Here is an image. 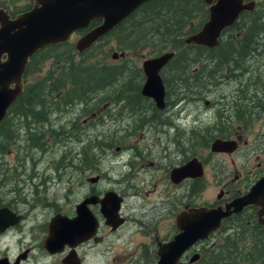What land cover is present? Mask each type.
I'll return each mask as SVG.
<instances>
[{
	"label": "flooded vegetation",
	"instance_id": "af4514ba",
	"mask_svg": "<svg viewBox=\"0 0 264 264\" xmlns=\"http://www.w3.org/2000/svg\"><path fill=\"white\" fill-rule=\"evenodd\" d=\"M49 1L0 0V20L6 17L8 21H14L27 13L36 14L42 5ZM51 2L62 5V0H51ZM154 2L155 0H148L141 3L119 25L145 24L147 17L143 15L147 7ZM242 3L250 4L252 10L240 13L236 22L255 19L260 25L257 33L251 38V44L254 45L252 56L256 58L260 49L261 54L258 56L260 59L261 56L264 57V0H242ZM204 11L207 15L205 8ZM38 20L39 18H33L31 23ZM100 23H102L101 19H91L87 28L72 32L64 43L61 41L37 49L27 59L21 92L22 95L25 87H29L28 116L22 127L25 128L26 136L31 137L34 134L40 138L38 146L30 144V148L38 149L43 153L47 151L49 141L53 144H60L65 140L75 142V145L80 147L78 166L74 169L76 177L80 176V178L76 179L83 180L79 185L89 184L91 188L83 193L70 211H60L54 202L48 203L46 200L45 203L34 205L35 202L26 197L19 198L20 194L12 191L11 188L5 189L13 178V172L9 176L3 172L0 164V264H156L159 260L158 248L170 241L177 233L175 219L180 212L200 207L208 209L223 207L224 204L244 195L264 173V162L239 172L235 170L232 162L228 168L222 161H208L212 155L225 154L209 151V154L204 155L203 152L209 150L211 143L203 136L204 133L195 134L192 141H189V137L186 142L187 147L183 148L185 138L177 133L170 119L175 115L173 109L179 103V98L184 99L186 93L191 94L188 98L194 102V90L184 91L178 87V79L175 78L177 74L167 71L171 59L158 73L164 89V98L162 107L156 108L152 99L141 95L145 80L141 64L146 60L141 50L145 49L132 48L119 54L114 52L112 56L116 55L113 60L117 64L105 67L98 64V58L95 57L105 56L106 51L100 49V43L110 37L112 31L88 48L82 51L77 49V43L84 35ZM236 36L239 37L240 33ZM158 55L152 53L151 58ZM67 57L76 58L81 68L89 69L88 71L78 69L81 72H95L98 67L105 69L108 75L105 81H102L100 88L96 80L87 81L88 76L83 80L82 85L68 84L70 86L68 89L62 88V67L67 69L79 66L70 65L73 61L67 60ZM188 68L190 70L191 67ZM176 69L178 70V67ZM26 72L30 78L28 82L24 80L27 76ZM193 72L195 73L194 70ZM165 73L170 81L164 84ZM257 77L260 78L259 73ZM56 78H59V90L54 94L55 96L41 97L42 89L55 87ZM241 84L239 83L240 96L247 89ZM175 87L181 91L179 96L174 92ZM69 89L74 96H62V92H70ZM169 92L173 97L168 96ZM17 101L18 99L11 106L14 107ZM258 101H264V89L261 90ZM212 105L204 102V106ZM217 105L221 113L226 112L221 104ZM62 117L67 118L68 127L65 130L61 125ZM255 117L257 122L261 121L259 128L262 132L252 136L249 142L250 151L264 152V118L260 119L258 112L255 113ZM19 119L23 121L22 118ZM76 121H79L78 125ZM224 123L228 122L225 120ZM241 127L234 130L231 136L216 139L234 141L236 150L233 153H236L243 133ZM30 131L32 133H29ZM133 136H140L141 140L144 139L147 143L124 145V139ZM49 137L52 139H47ZM91 150L96 154H92ZM123 151L126 152V158L118 160L112 157V163H108L110 170L106 174H101L100 165L108 159L109 154L116 152L119 156ZM179 151H187L185 157L180 159ZM190 160L198 163L199 175L180 182L172 181L170 177L172 170ZM115 168L117 173L112 172ZM230 169L231 178H229ZM107 174L113 175L108 181L109 187L99 191L96 185L104 178L107 179ZM35 175L32 176L30 173L27 177H35ZM141 175L144 177L143 180L138 178ZM211 180L213 185H216L217 192L215 195L210 193L206 196ZM141 184H147L149 187L145 189L146 193H140L138 190L137 187H141ZM108 193L111 195L105 202L103 200ZM147 194L154 195L155 201H149V205H142L137 211L130 206L127 209L130 215L122 212L128 201L138 199L142 202L141 195ZM86 198L95 200L93 205L87 207L95 217L96 228L85 241L67 245L62 242L61 232L57 234L49 232V223L56 216L74 218L75 207ZM102 209L113 210L112 223H108L102 215ZM254 211V208H245L241 215H238L239 221H242L241 225L233 224L237 216H230L221 221L220 228L210 233L207 240L198 241L186 250L178 264H197L199 260L204 264H264V233L256 225ZM251 225L257 227L255 234L249 231ZM235 234L239 238L235 242V258L227 260L212 255L223 249L225 244H230L228 240ZM63 236H67L66 232ZM193 254H197L198 259L188 263Z\"/></svg>",
	"mask_w": 264,
	"mask_h": 264
},
{
	"label": "water",
	"instance_id": "95a60500",
	"mask_svg": "<svg viewBox=\"0 0 264 264\" xmlns=\"http://www.w3.org/2000/svg\"><path fill=\"white\" fill-rule=\"evenodd\" d=\"M148 0H62V5L44 3L38 13L24 14L14 21L6 17L0 20V122L5 118L7 110L21 95L22 77L27 59L39 48L45 45L64 43L74 32L88 27L91 19H101L102 23L84 35L77 43V49L82 51L92 43L112 31L138 5ZM206 9V19L199 29L183 39V43L208 50L217 47L218 42L227 28L232 27L238 15L244 11L250 12V4L242 0H201ZM33 18H39L31 23ZM173 52L146 59L141 64L145 77L141 95L152 99L156 108H161L164 89L159 71L173 57ZM4 58L3 60H1ZM236 150L234 141L215 139L209 145L210 153L230 155ZM200 167L195 160L172 170V181L180 182L198 176ZM91 181V180H90ZM106 194L104 200L109 199ZM93 198H86L75 207V217H53L49 223V232H61L62 242L67 245L85 241L96 228L95 217L88 209L93 205ZM104 202V203H105ZM255 209V221L264 233V173L253 183L248 191L223 207L193 208L180 212L175 219L177 233L158 248L159 260L156 264H178L182 254L198 241L207 240L210 233L220 228L221 221L232 215L241 214L245 208ZM103 208V207H102ZM102 215L108 223H112L113 210L102 209ZM66 232L67 236L63 234ZM198 259L193 254L188 260L193 263Z\"/></svg>",
	"mask_w": 264,
	"mask_h": 264
},
{
	"label": "rangeland",
	"instance_id": "374dc122",
	"mask_svg": "<svg viewBox=\"0 0 264 264\" xmlns=\"http://www.w3.org/2000/svg\"><path fill=\"white\" fill-rule=\"evenodd\" d=\"M150 21L151 20H147L146 23L149 24ZM120 36L121 35L118 33L111 34L110 37L105 38L100 43V49H104L106 52L105 56L95 57L98 58V64L103 65L104 67L117 64L113 60L116 55L112 56V54L114 52L119 54L120 52L127 50L125 49V47L120 48L122 46H118L119 43L117 42V39ZM142 48L145 49L141 50V54L145 57V59L151 58V53L154 52V49L151 48V46L147 45L143 46ZM166 51H169V49H167ZM259 52L260 55V49ZM259 55H257L256 58H254V56H250L251 58L247 59L248 61L246 62V66L249 67V73H244L239 78V81H217V85L215 87L210 86L206 89V94H202L203 98H201L200 101H190L188 98L190 96L188 94H186L184 99L183 97L179 98V103L173 109L175 115L172 116L170 120L177 133L179 135H183V137L185 138V141L182 144L183 148L187 147L186 142L189 137V141H192L195 134H199V132L204 133L203 136H205L206 138H208V135L211 133L220 134L222 136L225 135L224 137H226L228 135L231 136L234 130L239 128V126H242L241 128L243 133L241 136V142L237 146L236 153L230 155H212L210 156V158H208V161H222L228 168L230 167V163L232 162L235 170L239 172H244L246 171L245 169L253 168L257 163L264 162V152L252 153L250 151L249 144V142L252 140V136L255 133L262 132V130H260L259 128V123L261 121L257 122L255 113L258 112L260 119L264 118V111H262L261 109V107L264 108V101L258 102L261 97V90L264 89V57L261 56V58L259 59ZM103 57L105 58L103 59ZM67 60L73 61L72 64H70L72 66L80 64L79 61L74 57H67ZM62 62H64L63 57ZM244 63L245 61H242L241 65L244 66ZM202 64L203 62H200L196 65L194 64L190 66L191 72L193 73V70L202 68ZM63 69L64 68L62 67V70ZM68 69H82L85 71L89 70L81 68V65L77 67H69ZM255 72L259 73L260 78L258 79L260 81L256 80V84H252L251 80L255 78ZM163 77H166V73L163 75ZM24 80L26 82L30 80L28 75L24 78ZM65 81L66 78L64 76L62 84L63 87H67L68 89V87L70 86L68 85V82ZM239 83H242V86L247 87V89L242 92L241 98L239 94ZM54 85L59 88V81L56 80ZM69 91L70 92L67 93L70 95L72 90L69 89ZM174 92L176 96H179L181 94V91L177 90V87L174 88ZM202 92L205 91L203 90ZM67 93L62 92V96H66ZM168 96L173 97L170 92ZM244 96H246V99H244ZM250 98H252V100ZM204 102H208L213 105L204 106ZM217 104H221V106L225 108L226 112L221 113L218 110L219 107ZM258 104H260L261 106ZM257 106L260 107L257 109ZM235 110H246L249 112V114L243 117L244 120L237 119L234 112ZM225 120L228 122L227 124L224 123ZM66 121L67 118L62 117L61 125L64 130L68 127ZM243 121H245V123ZM239 123H241V125ZM76 124L78 125L79 121H76ZM23 125H25L24 121L20 120L18 117H15V119L13 120V141H11L4 147L3 155L0 154V164L3 167V172H6L9 176L10 173L13 172V178H11V181L5 189L8 190L9 188H11L12 191L18 192L20 194V196H18L19 198L26 197L34 201V205H37L38 203H45L46 200L48 201V203L54 202L57 208L60 209V211H70L73 205L82 197L83 193L87 192V190L91 188L89 184L79 185V182H82L83 180L81 181L76 179L80 178V176L76 177V171L74 170L78 166L80 147L78 145H75V142H70L68 140L64 141L66 142L65 145H63L64 142L60 144H53L52 141H49L47 143V151L41 153V151L38 149L30 148L29 140L25 142L26 137L29 138L30 135L26 136L25 128L22 127ZM246 131H248V133H246ZM29 133H32V131H30ZM32 136L36 135L33 134L31 135V137ZM47 139L52 138L49 137ZM243 142L246 143L243 144ZM145 143H147L146 140H141L140 136H133L124 139V145H141ZM186 152L179 151L180 159L182 157H185ZM91 153L94 155L96 154L94 150H91ZM203 154H209V150L206 149ZM112 157H115L118 160L120 158L124 160L126 158V152H121L119 156L116 152H111L108 159L103 161L100 165L99 170L101 174H106L110 170L111 167L108 163H112ZM33 172L37 173V175H35ZM112 172L117 173L116 168L113 169ZM30 173L32 176L35 175V177H27L30 175ZM112 176L113 175L111 174H107V179L104 178L102 182L96 185L97 189L99 191L106 190L109 187L108 181ZM231 176L232 174L230 169L229 178H231ZM138 178H140L141 180L144 179L143 175H141L140 177L138 176ZM215 186L216 185H213V182L211 180V184L206 190V196L208 194L210 195V193L214 195L216 194L217 190ZM137 188L140 193H146L147 190L145 191V189H149L147 184H141V187ZM121 191L123 192V190ZM35 192L36 194H34ZM214 195L211 196V200L213 199ZM141 198L143 199L142 202L138 199L128 201L124 206L122 212L124 214L130 215V213L127 212V209L130 206L133 207V210L137 211L139 208H141L142 205H149V201H155L154 195H141ZM36 213L41 214L39 211H36ZM42 215L43 217H45L44 213H42Z\"/></svg>",
	"mask_w": 264,
	"mask_h": 264
},
{
	"label": "trees",
	"instance_id": "16d2710c",
	"mask_svg": "<svg viewBox=\"0 0 264 264\" xmlns=\"http://www.w3.org/2000/svg\"><path fill=\"white\" fill-rule=\"evenodd\" d=\"M143 16L147 17V20H151L149 24H120L111 32L112 34L118 33L121 35L117 39L118 46H122L120 48L125 47V49L142 48L146 45L151 46L154 49L153 55L161 54L167 49L173 51L174 57L169 62L167 70L171 71L174 75L177 74L175 78L178 79L179 88L184 91L194 88L193 97L195 100L200 101L203 98L202 94H206V89L210 86L215 87L217 81H239V77L244 73H249L246 60L248 59L247 57L252 56L251 51L254 49V45L252 46L251 44V38L257 33V28L260 26L255 19L249 21L243 20L242 23L236 22L232 27L224 31L217 47L208 50L183 43V38L195 33L205 19L206 14L201 0H155L151 6L147 7ZM237 33H240L239 37L236 36ZM242 61L246 62L241 68L240 62ZM200 62H203V66L201 65L202 68L194 70L196 74L188 70V67ZM176 67H179V69L177 70ZM254 74L256 76L251 80L252 84H256V80H259L257 77L258 73L255 72ZM107 75L108 72L102 67L96 68L95 72H81L80 70L75 71L64 68L62 70V81L65 76V82H68L71 86H78L82 85L83 80L88 76L87 81L93 82L96 80L100 88L102 81H105L104 79ZM55 80H59V78ZM168 81L170 79L163 77L164 84ZM58 90L59 88L56 86L54 88L48 87L42 89L43 96L41 97L55 96L54 94ZM203 90L205 92H202ZM77 91L78 88L75 89L76 96ZM188 95L191 96V94ZM71 96H74V94L70 93L69 95L67 93L66 95V97ZM28 97L29 87L26 86L24 93L17 98V104H14V107L11 106L13 109L10 108L0 124V154L2 155L4 147L13 141V120L15 117L22 118L26 123L28 116L27 108L29 106L27 104ZM260 106L257 107L259 108ZM261 109L264 111L263 107ZM241 110H235L234 112L238 119L244 120L243 117L247 116L249 112ZM243 122L245 123V121ZM224 136L211 133L208 135L207 140L224 138ZM26 140H29L30 144L34 146H38L40 143L38 136L26 137ZM239 220V216L233 220L234 226L242 224V221ZM250 227H252L249 229L250 233L255 234L254 231L257 230L256 225H251ZM238 239V236L235 234L228 240L230 244H225L223 249H219L212 255L232 260L236 256L235 242ZM197 264L204 263L202 260H199Z\"/></svg>",
	"mask_w": 264,
	"mask_h": 264
},
{
	"label": "bare ground",
	"instance_id": "6f19581e",
	"mask_svg": "<svg viewBox=\"0 0 264 264\" xmlns=\"http://www.w3.org/2000/svg\"><path fill=\"white\" fill-rule=\"evenodd\" d=\"M163 98H164V96H163Z\"/></svg>",
	"mask_w": 264,
	"mask_h": 264
}]
</instances>
